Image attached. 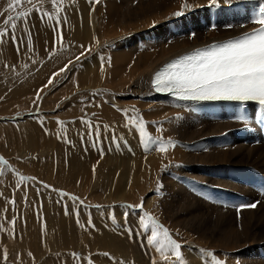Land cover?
<instances>
[{
	"label": "rangeland",
	"instance_id": "obj_1",
	"mask_svg": "<svg viewBox=\"0 0 264 264\" xmlns=\"http://www.w3.org/2000/svg\"><path fill=\"white\" fill-rule=\"evenodd\" d=\"M61 1L64 4L72 0H57V4L42 0L41 11L36 10L40 7L36 0L32 3L22 0L29 15L5 24L15 10H8L10 0H0V31H7V35L0 38V105H4L0 106L4 108V112H0V157L7 162L0 165V264H88L89 260L92 264H174V257L173 261H165L155 246L148 245L152 220L182 245L185 264H207L203 259L207 256L211 260H222L224 264H264V195L261 194L264 179L258 188L261 180L254 179L252 172L257 169L256 175L262 174L264 178V141L258 137V128L253 123L255 110L249 114L244 110L246 122L235 121L239 112L232 108H228L230 115L227 116L220 112L190 111L173 126L165 114L157 118L149 115L150 112L144 110L149 106L143 108L147 104L121 82L118 87L122 94H112L110 90L101 91L104 94L87 93L86 100H90H82L85 104L76 111L80 114L71 120L64 119L66 125L82 124V129L89 125L95 132L96 127L101 126L95 119L99 100L123 117L121 124L110 118L109 125H104L105 131L99 130V141L93 135L95 148L102 150L104 157H98L97 163L90 160L67 163L65 158V162L57 159L52 146L56 120L50 112L55 105L54 86H58L53 70L47 71L46 82L26 95L25 100L1 104L16 94L22 82L32 79L43 69L56 66L54 62L60 57L62 68L69 64L70 54L75 58L85 57L79 62L76 59L77 63L71 65L76 75L85 72V63L88 69L96 72L97 68L109 63V56L114 53L129 59V63H141L138 68L142 71L161 54L206 37L231 32L244 18L238 16L239 21L231 18L222 8L208 6V0H99L98 3L79 0L85 1V46L67 39L58 46L53 43L50 46L45 43L42 48L32 45V41H40L38 36L41 41L43 34L46 35L44 39L53 36L54 31H49L53 29L50 21ZM171 1L175 9L167 12L165 4ZM111 2L117 3V9L109 7ZM182 3L190 4L191 9L183 16H174ZM89 5L95 10L94 16L89 13ZM119 6L122 11L118 10ZM107 10L112 20L107 17ZM36 28H40L38 35ZM12 35L26 42L31 36V45L27 48L31 50L23 53L20 59L10 56V50L17 52L21 48L12 41ZM5 46L9 47L7 52ZM24 47L26 49V44ZM129 63L120 66V76L124 79L130 75ZM50 78L53 84L48 85ZM108 81L104 83L107 85ZM10 103L12 105L8 106ZM132 113L133 123L129 120ZM17 115L21 117L10 119ZM246 123L249 131L241 126ZM24 124L29 133L24 132ZM119 125L125 130L122 133L126 134L127 142L119 137L122 129ZM79 131L75 128L73 133L83 136V130L81 134ZM26 137L28 141L34 139L29 146H23L22 139ZM149 138L171 140L175 147L170 145L166 152H160L156 144L142 143ZM252 142L256 144L251 146ZM141 179L145 181L140 185ZM60 192L67 195L61 196ZM141 203L143 206L137 208ZM217 203H221V208ZM247 203H257V207L236 211L237 206ZM105 252L109 255H103Z\"/></svg>",
	"mask_w": 264,
	"mask_h": 264
},
{
	"label": "bare ground",
	"instance_id": "obj_2",
	"mask_svg": "<svg viewBox=\"0 0 264 264\" xmlns=\"http://www.w3.org/2000/svg\"><path fill=\"white\" fill-rule=\"evenodd\" d=\"M116 1V0H115ZM176 1V0H173ZM178 2L180 0H177ZM109 2V1H108ZM174 3L171 2H167L165 4L164 9H166L167 12H169V10L171 9H175L174 6H172ZM264 4V1L261 0H229L228 3H224L223 0H220V8L223 9L224 13L227 14L229 17L231 18H235L239 21L238 16H242L244 19L242 21V23L237 26L234 30H232L231 32H226L223 34H219V35H213L210 37H206L205 39H201L199 41L196 42H192V43H188L185 45H182L181 47H178L166 54H161L159 57L153 59L151 61V63H148L149 66L146 65V67L143 68V70L141 71V68H138V66L141 64L139 62H134L131 61L127 58H121V57H117L118 53H114V56H109L110 61L109 63L100 66L99 68H97L96 72L95 69L94 71L88 69L89 66H84V70L85 72H78L79 74L76 75L74 73L73 68H71V65L75 62V60L77 58H75L74 54H70L69 57V64H68V68H67V78L64 74V72H60V69L62 68V57H60V59L55 60L54 65L56 64V66H52L49 67V69H46L45 71H40L38 73L35 74V76L32 79H29L25 82H22L16 91V94L11 95L7 100H4L1 104H5V103H9V102H13L15 100L21 101L22 99H24V97L27 95L32 94V92L34 90H38V88H41L40 86L43 85V82H46L48 76L49 75L47 73V71H51L53 70V73H56V75H54L55 77H57V85L58 86H54V109L51 110L50 113L53 114V118L56 120L54 122V131H53V138H52V146H54V153L57 157V159H59L62 162H65L63 158L67 159L66 162H87V161H96L97 163V158H103L105 153L102 150H98L95 148V136L88 134L89 133V128H91V126L87 125V126H83L82 129V124L81 126L78 123H75V125H72V123L70 124L69 122H67L68 125H66V123L64 122V119L66 120H71L70 118H74V116L80 114V113H76V111H80L81 107H83V105L85 104L86 101L89 102V100H86L87 98V93L89 94H104L101 93V91L103 92L104 90H110L111 92H113L112 94H122L119 90L118 84L119 83H123L124 87H129L133 90V92L135 93V95L138 98H141L143 100L144 104L147 105H143V108L146 106L149 107H145L146 111L150 112L149 115H151L154 118H157L159 116H164L163 114L167 115L168 121L174 126V123H176L178 120H182L184 118H186L188 115L186 114L187 112L190 111H197L200 114H206L209 112H213V114H215V112H220L222 115L226 116L230 115L228 112V108H232L235 110H238L236 112L240 111V107L238 105H235L233 103H192V102H184V101H176V100H172V99H168L165 98L163 96L160 95H156L154 94L150 87H149V77L150 74L152 72V70L154 68H156V66L158 64H160L162 61L166 60L167 58L186 51L188 49L194 48L196 46L208 43L210 41H215V40H220L229 36H232L236 33L251 29L252 27L256 26L257 24L253 23L252 21L259 15L260 13V8L261 5ZM73 5V6H72ZM120 5V4H119ZM63 6V7H62ZM72 6V9H70ZM87 6V5H86ZM91 5H89V13L91 16H94V9L93 7H90ZM117 3H109V7L112 9H117ZM204 6V4H203ZM213 7V6H211ZM216 7V6H214ZM121 10V7L119 6L118 10ZM84 10H85V1H75L72 0L70 3H64L61 1V4H59L58 10H56V15L54 16V18H52V21H50L52 23L53 29L49 30V31H54L53 32V41H51V37L47 36V39L43 38V36L45 37L46 35L43 34L42 35V41H41V36L38 38L36 37V35L34 36V38L36 37L37 40L40 41H32V45L33 44H38L40 45L39 47L42 48L43 45H45V43H47L48 46L51 45V43L54 44V46H58L59 43H61L63 40H73L76 41L77 44L79 46H85L86 44V39H85V25H84ZM93 10V11H92ZM122 11V10H121ZM75 12V14H74ZM87 13V12H86ZM111 13V12H110ZM109 13V10H107V17L108 19H111L112 15ZM209 13V12H208ZM74 14V15H72ZM36 16V15H35ZM96 17H98V15L96 14ZM86 18V17H85ZM96 19V18H95ZM98 19V18H97ZM220 19V18H219ZM112 20V19H111ZM59 21V23H58ZM43 22V21H42ZM97 22V21H96ZM95 22V23H96ZM38 23V22H37ZM93 23V24H95ZM89 24V23H88ZM36 25V22H35ZM51 25V24H50ZM49 25V26H50ZM87 25V23H86ZM40 26V25H39ZM88 26V25H87ZM93 26V25H92ZM105 26V25H104ZM31 27V26H29ZM37 27V26H36ZM41 27V26H40ZM90 27V26H89ZM97 27V26H95ZM35 28V27H34ZM87 28V27H86ZM91 29V28H90ZM88 29V30H90ZM38 28H36L35 31H37ZM40 30V28H39ZM38 30V31H39ZM92 30V29H91ZM94 30V29H93ZM197 30V29H196ZM38 31L36 32L38 35ZM42 31V30H41ZM31 32V31H30ZM43 32V31H42ZM94 32V31H93ZM27 33V32H26ZM51 33V32H50ZM92 33V32H91ZM28 34V33H27ZM40 34V32H39ZM47 34L48 31H47ZM61 35H62V39H61ZM94 35V34H93ZM92 35V36H93ZM91 36V35H90ZM88 37V36H87ZM86 37V38H87ZM90 38V37H89ZM22 39V38H21ZM91 39V38H90ZM101 39V38H100ZM36 40V39H35ZM18 46L20 45L21 48H19V51L17 52H12L10 50V56L13 57L14 59H20L22 58V54L23 53H27L28 51L31 50L27 49L29 47V42H26L24 39L19 40ZM88 41V40H87ZM92 41V40H91ZM117 41V40H116ZM121 40H119L120 42ZM127 41V40H126ZM50 42V44H49ZM90 42V41H89ZM16 44V43H15ZM24 44H26V49L24 47ZM10 45V44H9ZM89 45V44H87ZM91 45V44H90ZM47 46V47H48ZM6 47V46H5ZM8 47V46H7ZM5 48V52L8 51V48ZM38 47V46H37ZM46 47V46H45ZM93 47V46H92ZM14 48V47H13ZM58 48V47H57ZM132 49V47H131ZM25 50V51H24ZM2 51V50H1ZM24 51V52H23ZM79 52V51H78ZM18 53V55H17ZM104 54V53H103ZM1 55V54H0ZM24 55V54H23ZM80 55V54H79ZM108 55V54H107ZM81 56V55H80ZM67 57V55H66ZM108 57V56H107ZM10 58V57H9ZM57 58V57H56ZM3 60V59H2ZM13 60V59H11ZM93 60V59H92ZM119 60V61H118ZM125 60H128L127 62H123ZM67 61V60H66ZM68 63V62H67ZM104 63V62H103ZM124 63L127 64L129 63V66L131 67L130 69V75L127 79H124L123 76H120V66L121 64ZM84 64V62H83ZM101 64V62H100ZM92 65V64H91ZM64 67V66H63ZM98 67V66H97ZM93 69V67H92ZM49 71V73H50ZM72 73H71V72ZM123 71V70H122ZM8 72V71H7ZM52 72V71H51ZM52 74V73H51ZM63 74V75H62ZM74 75V76H73ZM124 75V74H123ZM145 78V81H144ZM106 79H109L108 84L106 85V83H104L106 81ZM143 80V84H141V81ZM60 85V86H59ZM109 88V89H108ZM124 89V88H123ZM122 89V90H123ZM100 90V91H98ZM109 92V91H108ZM99 96L97 95L96 98H98ZM81 99V100H80ZM85 99V102H82V100ZM107 99V98H106ZM113 99V98H111ZM99 100V98H98ZM97 100V101H98ZM110 100V99H109ZM81 101V102H80ZM106 101V100H105ZM138 103V102H137ZM142 103V102H141ZM15 104V103H14ZM89 104V103H88ZM109 104V103H108ZM120 104V103H118ZM8 106L12 105V103L7 104ZM6 105V106H7ZM107 105V104H106ZM105 103L102 101H98L97 103V118L92 117L97 119L99 123H101V126L96 127V129H99L101 131H105L104 130V125L106 124L109 125L110 123V118L113 119V121L116 123H122L123 122V117H121L120 115H117V112H113L111 109H109V107H106ZM122 104H120L121 106ZM133 105V104H131ZM0 106H4V105H0ZM138 106H142L138 105ZM137 106V107H138ZM136 107V108H137ZM148 108H150L151 110H148ZM4 108L1 107V113L4 112L3 110ZM257 109V105H253V104H247L244 106V110H246L247 114H249V112L251 110H255ZM115 110V109H114ZM118 110V109H117ZM136 110V109H135ZM131 111V110H130ZM232 111V110H231ZM120 112L122 114H124V111L122 109H120ZM118 112V113H120ZM143 112V110H142ZM39 113V112H38ZM37 113V114H38ZM49 113V112H48ZM112 113V114H111ZM129 113V112H128ZM131 113V112H130ZM147 113V112H145ZM144 113V114H145ZM240 113V112H239ZM238 113V114H239ZM121 114V115H122ZM217 114V113H216ZM91 115V114H90ZM255 115V114H254ZM99 116V117H98ZM130 116V121L133 123L134 121V116L132 113L129 115ZM157 116V117H156ZM166 116V117H167ZM234 116V115H233ZM236 116V115H235ZM147 117V115H146ZM150 117V116H149ZM148 118V117H147ZM151 118V117H150ZM164 118V117H163ZM189 118V117H188ZM145 119V118H144ZM165 119V118H164ZM239 119V118H238ZM92 121V120H91ZM62 122V123H61ZM73 122V121H72ZM64 123V124H63ZM83 123V122H82ZM96 123V122H95ZM94 123V124H95ZM98 123V124H99ZM178 123V122H177ZM180 123V121H179ZM27 125V124H26ZM26 125L24 124V132L29 133V129H27ZM30 125V124H29ZM64 125V126H63ZM126 125V124H125ZM63 126V128H62ZM116 126V125H114ZM120 126V125H119ZM123 126V124H122ZM128 126V125H127ZM15 127V126H14ZM111 127V126H110ZM121 127V126H120ZM118 127V128H120ZM132 127V126H131ZM137 127V125H136ZM139 127V126H138ZM78 130H83L81 131L84 132L83 136H76L73 133L74 129ZM94 128V127H93ZM109 128V127H106ZM116 127L113 128V131ZM121 134L119 135V137L121 139H125L126 142L128 141L124 135V133H122L123 127H121ZM15 129V128H14ZM92 129V128H91ZM111 129V128H110ZM125 129V128H124ZM1 131V129H0ZM76 131V130H75ZM79 131V133H80ZM100 131V132H101ZM120 131V130H119ZM17 133L19 132L18 130L16 131ZM123 132H125V130H123ZM127 132V131H126ZM77 133V132H76ZM80 133V134H81ZM120 133V132H119ZM131 133V131H130ZM133 134V133H132ZM130 136L132 137L133 135L130 134ZM130 137V138H131ZM134 137V136H133ZM22 138V137H21ZM128 138V136H127ZM23 141H25V145H30L31 142L34 141V139H31L28 141V138H23ZM109 140V139H107ZM145 140V139H144ZM22 141V142H23ZM70 141V142H68ZM105 141V140H104ZM264 141V140H263ZM125 142V143H126ZM221 142V141H220ZM98 143V142H97ZM102 143V142H101ZM254 142L251 143V146ZM110 144V143H109ZM100 146V145H99ZM97 146V147H99ZM108 147V146H107ZM110 147V146H109ZM114 147V145H113ZM121 147V146H120ZM29 148V147H28ZM100 148V147H99ZM112 148V147H111ZM172 148V147H171ZM109 149V148H108ZM113 149V148H112ZM111 151V150H110ZM117 151V150H116ZM126 152V151H125ZM169 153V152H168ZM156 154V153H155ZM108 155V154H106ZM112 155V153H111ZM110 155V156H111ZM115 155V154H114ZM130 155V154H129ZM137 156V155H136ZM139 156V155H138ZM152 156V155H150ZM94 158V159H93ZM133 158H135L133 156ZM154 158V157H153ZM84 159V160H83ZM130 159V158H129ZM152 159V158H151ZM199 159V158H198ZM55 160V159H54ZM169 160V159H168ZM220 161V160H218ZM221 162V161H220ZM155 163V162H154ZM132 164V163H131ZM137 165V164H135ZM148 165V164H147ZM94 166V164L92 165ZM91 166V167H92ZM78 167V166H77ZM51 168V167H50ZM72 168V167H70ZM76 170V168H75ZM74 171V170H73ZM79 171V170H78ZM75 172V171H74ZM73 172V173H74ZM77 172V171H76ZM220 172V171H219ZM250 172V170H249ZM259 172V171H258ZM143 173V172H142ZM146 173V172H145ZM144 173V174H145ZM72 175V174H71ZM133 176V175H132ZM73 177V176H72ZM78 177V176H77ZM251 177V176H250ZM249 177V179H250ZM147 178V177H146ZM145 178V179H146ZM258 178V179H257ZM254 179H256L257 181L259 180V177L256 175H254ZM136 181L138 179H135ZM140 185L143 184V182L145 180L141 179L139 180ZM249 181V180H248ZM261 180L260 182V186H258V188H261L262 184ZM252 182V181H251ZM136 185V184H135ZM138 185V184H137ZM249 186V184H248ZM139 187V186H138ZM252 188V187H251ZM147 189V188H146ZM253 189V188H252ZM251 190V189H250ZM137 192V191H136ZM142 192V191H141ZM116 196V195H115ZM118 198V197H117ZM119 199V198H118ZM109 200V199H108ZM218 202V201H216ZM218 204V203H217ZM54 205V203H53ZM221 203L218 204L217 206L221 208ZM76 206V205H75ZM73 208V207H72ZM76 210V209H75ZM42 219V218H41ZM54 226V225H53ZM65 227V226H64ZM230 230V228H229ZM219 233V232H218ZM54 234V233H52ZM220 234V233H219ZM60 235V234H59ZM239 241V240H238ZM191 242V241H190ZM195 243V242H194ZM237 243V242H236ZM217 244V243H216ZM236 246V245H235ZM85 247V246H84ZM231 247V246H230ZM229 247V248H230ZM228 248V250H229ZM234 249V248H233ZM198 250V249H197ZM227 250V251H228ZM232 250V249H231ZM120 251V250H119ZM128 251V250H127ZM107 252V250H106ZM186 252V251H185ZM199 251H196V253H198ZM111 253V252H110ZM166 254V253H165ZM195 254V253H194ZM193 254V255H194ZM199 254V253H198ZM201 254V253H200ZM18 255V254H17ZM119 255V254H118ZM169 255V254H168ZM188 255V254H187ZM192 255V254H191ZM192 255V256H193ZM191 256V257H192ZM122 257V256H121ZM199 258V257H198ZM206 258V257H205ZM203 258V259H205ZM219 259V258H218ZM236 259V258H235ZM172 260V259H171ZM116 261V260H115ZM173 261V260H172ZM205 262V260H204ZM21 263V262H20ZM128 263V262H127ZM130 263V262H129ZM29 264V263H28ZM100 264V263H99ZM131 264V263H130ZM133 264V263H132ZM157 264V263H155ZM207 264H209L207 262Z\"/></svg>",
	"mask_w": 264,
	"mask_h": 264
},
{
	"label": "snow or ice",
	"instance_id": "obj_3",
	"mask_svg": "<svg viewBox=\"0 0 264 264\" xmlns=\"http://www.w3.org/2000/svg\"><path fill=\"white\" fill-rule=\"evenodd\" d=\"M21 2L22 0H10L7 5L8 10H13ZM28 2L32 3V0H28ZM52 2L57 4V0H52ZM95 2L98 3L99 0H95ZM223 2L228 3L229 0H223ZM36 3L40 5L36 10L41 11L42 0H36ZM208 6L219 7L220 0H208ZM191 7L188 3H182L180 10L174 12L173 15L176 17L183 16L185 11L191 9ZM28 15V12H18L15 16L9 15L4 23L19 20L21 17ZM252 22L259 25V27L225 42L198 48L190 54L182 55L178 59H173L170 63H167L154 74L152 85L155 91L169 94L176 100L184 102H234L241 109L248 102H255L257 105L255 117L264 123V4L261 5L259 15ZM12 27L15 29L16 25L13 24ZM6 35V30L0 31V38ZM11 39L14 43H19L15 35H12ZM30 45L31 36H29ZM67 68L68 65H65V68H61L60 72H64ZM51 84H53V79L50 78L48 85ZM39 98V93H37V99ZM238 118L245 122L247 119L246 116ZM141 132H143L142 126ZM88 134L96 135L97 141H99V129L93 132L89 128ZM142 143H154L160 152H166L170 145L175 147V142L171 140H151L149 138L147 141L142 140ZM6 164L7 162L0 157V165ZM21 179L26 178L22 177ZM44 187L48 188L50 186L44 185ZM59 194L61 196L67 195L63 192ZM261 194L264 195V192ZM72 199L76 198L72 197ZM257 203L241 204L236 207V211L239 213L244 208L254 209L257 207ZM142 206L141 203L136 207L141 208ZM140 223L143 224V218H141ZM89 224H91V221H89ZM81 226L83 227V225ZM147 243L149 246H155L156 251L163 256L165 261H170L174 257V264H185V259L181 253L182 245L172 239L168 230L157 224L155 220H152L151 235L148 236ZM103 255L108 256L109 254L105 252ZM207 255L211 256L212 254L208 253ZM73 256H77V254L73 253ZM6 258L7 254L5 253ZM88 264H92L91 260ZM213 264H224V262L213 258Z\"/></svg>",
	"mask_w": 264,
	"mask_h": 264
}]
</instances>
